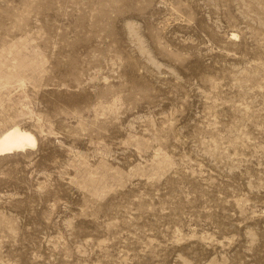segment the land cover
Wrapping results in <instances>:
<instances>
[{
	"label": "rangeland",
	"instance_id": "obj_1",
	"mask_svg": "<svg viewBox=\"0 0 264 264\" xmlns=\"http://www.w3.org/2000/svg\"><path fill=\"white\" fill-rule=\"evenodd\" d=\"M0 264H264V0H0Z\"/></svg>",
	"mask_w": 264,
	"mask_h": 264
},
{
	"label": "bare ground",
	"instance_id": "obj_2",
	"mask_svg": "<svg viewBox=\"0 0 264 264\" xmlns=\"http://www.w3.org/2000/svg\"><path fill=\"white\" fill-rule=\"evenodd\" d=\"M37 139L26 130L12 127L0 134V156L35 147Z\"/></svg>",
	"mask_w": 264,
	"mask_h": 264
}]
</instances>
